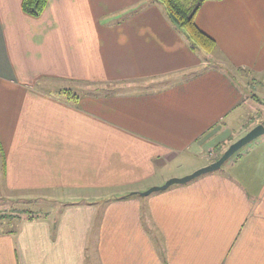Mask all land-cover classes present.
<instances>
[{"label": "crops", "instance_id": "0c3cea01", "mask_svg": "<svg viewBox=\"0 0 264 264\" xmlns=\"http://www.w3.org/2000/svg\"><path fill=\"white\" fill-rule=\"evenodd\" d=\"M22 2L0 0V188L62 209L0 221V264H264V135L141 195L262 113L264 0L201 7L211 54L155 0Z\"/></svg>", "mask_w": 264, "mask_h": 264}, {"label": "rangeland", "instance_id": "374dc122", "mask_svg": "<svg viewBox=\"0 0 264 264\" xmlns=\"http://www.w3.org/2000/svg\"><path fill=\"white\" fill-rule=\"evenodd\" d=\"M119 17L121 18V16H119ZM111 18H113V17H111ZM261 84H262L261 87L264 90V79L261 81ZM57 87H59V86H57ZM67 87H71V86H67ZM73 87L67 88V89H69V90L72 89L71 92L75 91L76 94H79V95L83 93L82 90H80V89L75 90V89H73ZM82 89H84V88H82ZM253 93H257V92H255L254 90L249 91V94L252 95ZM256 104H257V107L261 106V105L264 106V100H262L260 98L259 103H256ZM261 109H263V110H262V113L260 115L252 117L254 115L253 114L254 111L249 110L246 112V113L252 115L249 120L245 121L244 123H242L240 125H236L234 123L233 127H235V128L232 129L230 132V135L232 134V138L228 137L227 142H224L222 144V143L218 142V139L215 140L216 141V143H214L215 148H214V150L209 152L211 157L213 159L220 158L224 154V152L229 148L228 145L231 144V142H233V143H234V141L236 142L237 141L236 138L238 136H243L245 133L247 134L249 132V130L251 128L250 127L251 124L254 123L256 119L263 120L264 119V108H261ZM260 139H264V137H262ZM207 157L203 152L199 151L197 155L187 156L186 158L182 159L180 163L176 162V163L168 166V168L165 169L164 173H161V175H167V174L173 175L174 173H178V174L190 173V174H192L195 172L194 170L200 164H202L203 162H207V160H208ZM184 172H186V173H184ZM210 173H212V172H210ZM207 174H209V173H207ZM0 175H1V173H0ZM183 176L185 177V175H183ZM180 178H182V177H180ZM19 196H22V195L10 194V193L5 194V193H3L2 189L0 188V216H2L4 214L10 215L9 217L5 218V220L17 222L16 220L19 218H25V220H26V218H29V216L31 214H40V213H46V212H53V214H58V213H60V211L62 209V205H58V204H55L53 202L41 201V200H34V201L30 200V201H28L26 199L18 198ZM86 200H89V198H87ZM2 220L3 219H1L0 221H2ZM88 253H89V259H88L87 264H96L95 260L92 259L90 250H88Z\"/></svg>", "mask_w": 264, "mask_h": 264}, {"label": "trees", "instance_id": "16d2710c", "mask_svg": "<svg viewBox=\"0 0 264 264\" xmlns=\"http://www.w3.org/2000/svg\"><path fill=\"white\" fill-rule=\"evenodd\" d=\"M160 4L173 26L185 35L190 47L194 51L211 54L217 49L216 41L205 33L196 23V16L201 7L211 0H155ZM49 0H23V12L32 16L39 17L45 11ZM62 93L68 99H79V97L69 89H63ZM10 215L0 216L5 219Z\"/></svg>", "mask_w": 264, "mask_h": 264}, {"label": "water", "instance_id": "95a60500", "mask_svg": "<svg viewBox=\"0 0 264 264\" xmlns=\"http://www.w3.org/2000/svg\"><path fill=\"white\" fill-rule=\"evenodd\" d=\"M264 135V125L259 124L251 129L246 135L242 138L234 142L229 146V148L224 152V154L212 164L192 173L191 175L185 176L183 178H172L168 180L162 186H155L150 188L149 190L141 193L142 196H147L155 192H160L167 190L169 187L176 185V184H186L193 179L210 172H215L221 169L223 164L228 161L234 154H236L240 149L248 145L249 143L253 142L254 140L262 137Z\"/></svg>", "mask_w": 264, "mask_h": 264}]
</instances>
